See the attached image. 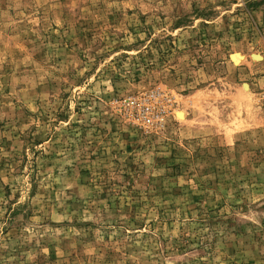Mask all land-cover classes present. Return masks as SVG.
I'll list each match as a JSON object with an SVG mask.
<instances>
[{
	"label": "rangeland",
	"instance_id": "374dc122",
	"mask_svg": "<svg viewBox=\"0 0 264 264\" xmlns=\"http://www.w3.org/2000/svg\"><path fill=\"white\" fill-rule=\"evenodd\" d=\"M0 264H264V0H0Z\"/></svg>",
	"mask_w": 264,
	"mask_h": 264
},
{
	"label": "bare ground",
	"instance_id": "6f19581e",
	"mask_svg": "<svg viewBox=\"0 0 264 264\" xmlns=\"http://www.w3.org/2000/svg\"><path fill=\"white\" fill-rule=\"evenodd\" d=\"M242 58L241 57H236V56H231V60H232V62L236 65V64H238L239 62H240V60H241ZM254 59H257V60H259L260 59V57L259 56H255L254 55ZM244 87L246 88L247 86H246V84H244ZM176 115H177V117H178V119L179 120H184V117H185V115H184V112L183 111H176Z\"/></svg>",
	"mask_w": 264,
	"mask_h": 264
}]
</instances>
